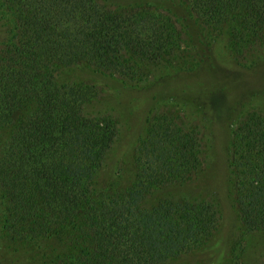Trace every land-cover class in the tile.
<instances>
[{"label":"trees","instance_id":"1","mask_svg":"<svg viewBox=\"0 0 264 264\" xmlns=\"http://www.w3.org/2000/svg\"><path fill=\"white\" fill-rule=\"evenodd\" d=\"M1 1L15 21L11 43L0 47L6 238L56 242L63 251L52 264H207L205 257L218 254L212 241L223 227L216 203L174 194L145 205L156 191L198 182L209 162L205 130L178 121L177 112L153 114L146 138L133 150L129 184L110 164L121 132L118 120L91 111L93 89L69 83L62 73L88 67L119 82L142 83L149 74L145 65L186 63L191 36L197 37L194 53L214 78L234 72L198 47L199 27L226 31L227 53L239 59L235 67L245 69L248 56L264 48V0ZM228 163L223 184L240 226L245 233L264 231L262 111L250 110L236 123ZM237 248L233 241L227 264H239ZM257 264H264V255Z\"/></svg>","mask_w":264,"mask_h":264},{"label":"rangeland","instance_id":"2","mask_svg":"<svg viewBox=\"0 0 264 264\" xmlns=\"http://www.w3.org/2000/svg\"><path fill=\"white\" fill-rule=\"evenodd\" d=\"M201 28L198 29L203 40L198 47L206 50L204 53L210 56V61L230 66L234 72H224L222 76L217 74V79L214 78L209 72L210 67L201 64V56L194 53L192 43L197 37L191 36L185 41L189 59L186 63L181 61L180 67L159 69L145 65L143 68L149 74L142 83L119 82L88 67L67 69L62 75L69 83L84 84L93 89L96 98L89 105L91 111L111 114L118 120L121 132L110 164L118 166L123 181L129 184L133 182V150L137 145H142L146 138L149 119L153 114L177 112L180 117L178 121L182 119L187 124L200 125L205 130L209 148L207 169L192 186L156 191L145 201V205L150 208L161 198L174 194L216 203L222 211L223 227L215 235L216 240L212 241L215 247L212 249H218L219 256L213 250L211 255L205 257L207 264L214 261L216 264H227V253L233 241L238 244L235 259H239V264H257L264 255V231L245 233L247 231L240 226L237 212L231 205L230 191H226L223 181L229 179L228 149L236 123L250 110L264 113V64L249 66L252 59L264 61V48L255 52L252 58L248 56L245 69L238 68L235 63L239 59L229 57L230 53L228 55L226 50L230 43L228 33L221 31L212 34L203 32ZM14 29V17L0 0V47L11 43ZM191 65L197 68L192 72L186 71ZM240 81L248 84L238 87ZM210 93L217 94L210 98L211 105L208 107L204 101ZM216 180L222 184L216 186ZM3 208L0 194V264H52L50 261L63 251L62 248L56 242L49 244L41 239L18 243L9 241L2 229L5 220ZM242 232L245 234L243 238Z\"/></svg>","mask_w":264,"mask_h":264}]
</instances>
